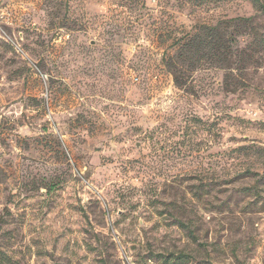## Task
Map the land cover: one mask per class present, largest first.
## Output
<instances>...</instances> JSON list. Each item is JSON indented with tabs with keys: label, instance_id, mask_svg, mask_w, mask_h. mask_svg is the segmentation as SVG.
<instances>
[{
	"label": "rangeland",
	"instance_id": "1",
	"mask_svg": "<svg viewBox=\"0 0 264 264\" xmlns=\"http://www.w3.org/2000/svg\"><path fill=\"white\" fill-rule=\"evenodd\" d=\"M263 39L250 0H0V264H264Z\"/></svg>",
	"mask_w": 264,
	"mask_h": 264
},
{
	"label": "trees",
	"instance_id": "2",
	"mask_svg": "<svg viewBox=\"0 0 264 264\" xmlns=\"http://www.w3.org/2000/svg\"><path fill=\"white\" fill-rule=\"evenodd\" d=\"M256 10L261 12L264 16V0H250ZM250 18L238 17L228 20L234 25L246 24ZM226 21V22H228ZM224 30L227 25H223ZM206 33L201 35L198 31L192 35H188L185 38L176 42L175 53L165 59V66L173 75V79L178 86L182 85L180 81L178 68L185 66L186 68L194 67L195 62L205 60L209 64L222 65L227 64L231 59L233 51L231 46L227 44V40L223 38L220 32L218 24L204 27ZM204 29V30H205ZM202 30V29H201ZM233 40L232 36H230ZM222 42V44H220ZM220 44L222 50L217 48ZM264 44V39L262 40Z\"/></svg>",
	"mask_w": 264,
	"mask_h": 264
}]
</instances>
